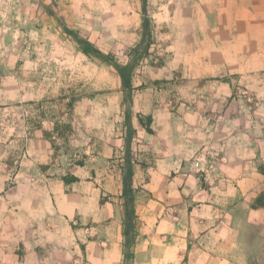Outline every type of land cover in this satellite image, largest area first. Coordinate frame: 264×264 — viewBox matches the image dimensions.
Wrapping results in <instances>:
<instances>
[{
    "label": "crops",
    "instance_id": "crops-1",
    "mask_svg": "<svg viewBox=\"0 0 264 264\" xmlns=\"http://www.w3.org/2000/svg\"><path fill=\"white\" fill-rule=\"evenodd\" d=\"M172 14L170 51L151 79L71 106L85 154L69 168L77 179L47 175L54 135L44 122L21 181L46 193L33 204L49 229L65 221L66 236L78 215L91 222L87 247L115 264L128 171L127 263L264 264V0H187Z\"/></svg>",
    "mask_w": 264,
    "mask_h": 264
},
{
    "label": "rangeland",
    "instance_id": "rangeland-1",
    "mask_svg": "<svg viewBox=\"0 0 264 264\" xmlns=\"http://www.w3.org/2000/svg\"><path fill=\"white\" fill-rule=\"evenodd\" d=\"M185 2L0 0V264H115L87 247L91 222L69 218L65 236V221L53 231L52 219L35 210V197L46 193L21 181L34 162L29 137L51 123L47 175L69 176L85 158L71 106L151 79L147 70L170 51L163 36L172 32V12Z\"/></svg>",
    "mask_w": 264,
    "mask_h": 264
},
{
    "label": "trees",
    "instance_id": "trees-1",
    "mask_svg": "<svg viewBox=\"0 0 264 264\" xmlns=\"http://www.w3.org/2000/svg\"><path fill=\"white\" fill-rule=\"evenodd\" d=\"M148 45H146L147 47ZM145 47V48H146ZM81 51L85 54H90L89 50L86 48H81ZM103 54H101V57L99 58H103ZM146 129L148 131H151L152 129L146 125ZM77 178L73 175H65L63 177V181L65 183H69L71 181H75ZM130 180H131V171H128L126 176H125V188L123 189L124 191V196H125V202H124V218H123V230H122V234L125 236V243H124V257L128 258L130 257V255L128 254L133 242H134V238L136 235V214H135V209H134V200L133 197L131 196V194L129 193V184H130ZM131 254V253H130Z\"/></svg>",
    "mask_w": 264,
    "mask_h": 264
}]
</instances>
